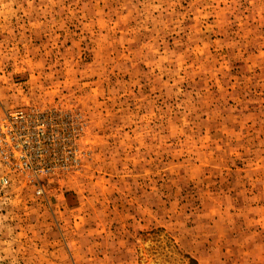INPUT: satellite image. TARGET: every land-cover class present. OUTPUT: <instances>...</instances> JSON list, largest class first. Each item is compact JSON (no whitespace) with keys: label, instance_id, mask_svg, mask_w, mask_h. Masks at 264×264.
I'll use <instances>...</instances> for the list:
<instances>
[{"label":"rangeland","instance_id":"rangeland-1","mask_svg":"<svg viewBox=\"0 0 264 264\" xmlns=\"http://www.w3.org/2000/svg\"><path fill=\"white\" fill-rule=\"evenodd\" d=\"M0 264H264V0H0Z\"/></svg>","mask_w":264,"mask_h":264}]
</instances>
